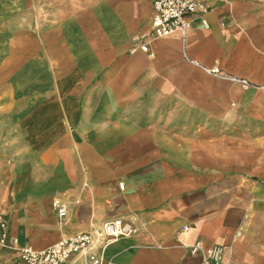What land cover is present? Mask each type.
Listing matches in <instances>:
<instances>
[{
	"label": "crops",
	"instance_id": "0c3cea01",
	"mask_svg": "<svg viewBox=\"0 0 264 264\" xmlns=\"http://www.w3.org/2000/svg\"><path fill=\"white\" fill-rule=\"evenodd\" d=\"M198 1L0 0V264L113 219L104 264H264V0Z\"/></svg>",
	"mask_w": 264,
	"mask_h": 264
},
{
	"label": "built area",
	"instance_id": "2783aa9c",
	"mask_svg": "<svg viewBox=\"0 0 264 264\" xmlns=\"http://www.w3.org/2000/svg\"><path fill=\"white\" fill-rule=\"evenodd\" d=\"M153 14L149 37L161 39L175 33L185 36L191 28L188 17L197 13H205L206 8L198 0H149ZM206 27L207 23L202 20ZM139 43L141 52L148 51V43L134 39ZM216 73V71H212ZM118 188L123 190V183H118ZM59 216L65 211L58 208ZM6 220L0 216V246L6 243ZM187 228L184 227V230ZM133 230L121 219L106 221L94 233H78L70 237L58 240L56 243L41 249L33 250L29 247L17 249L20 261L25 264H67L73 258H80L83 264H104L102 255H98L96 249L103 252L111 243L129 236ZM192 255L199 254V264H230L224 260V249L220 245H213L203 249L200 243H196L189 249Z\"/></svg>",
	"mask_w": 264,
	"mask_h": 264
}]
</instances>
